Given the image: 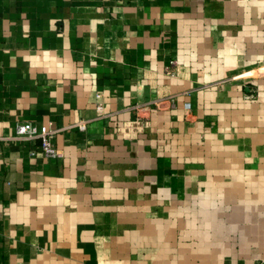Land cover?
I'll list each match as a JSON object with an SVG mask.
<instances>
[{
    "label": "crops",
    "instance_id": "obj_1",
    "mask_svg": "<svg viewBox=\"0 0 264 264\" xmlns=\"http://www.w3.org/2000/svg\"><path fill=\"white\" fill-rule=\"evenodd\" d=\"M257 65L264 0H0V264H126L110 248L147 230L139 263L264 264L252 222L204 223L201 254L171 255L192 201L264 213V73L225 79ZM27 121L61 159L14 139Z\"/></svg>",
    "mask_w": 264,
    "mask_h": 264
},
{
    "label": "rangeland",
    "instance_id": "obj_2",
    "mask_svg": "<svg viewBox=\"0 0 264 264\" xmlns=\"http://www.w3.org/2000/svg\"><path fill=\"white\" fill-rule=\"evenodd\" d=\"M251 69L252 68L242 69V70H239L237 72L230 74L229 76L225 77V79L227 80L226 84H230L232 81L233 82L238 81V82L244 83L246 81H249L251 78L262 75L264 73V66L263 65L254 66L252 72H251ZM204 80H205L204 82L196 83L194 88L197 90H209V89H211V87H216V86L218 87L220 85V84H218V82H219L218 80H214V79L209 80L206 75H204ZM219 88L220 87H218V89ZM169 108L175 109L176 104H174V103L171 104ZM185 108L190 109L188 104H185ZM255 160L258 163L264 162V159L261 157H258V158L256 157ZM255 170H257V169H255ZM153 176L154 175H152V177ZM152 177H151V173L143 175V178L145 179L146 182L147 181L149 182V179ZM227 205H229V201H227ZM190 208L195 209V210L190 212L191 215H187L184 217H175V219L178 222H182L183 224H185L188 227L187 232H185L184 235L180 237L185 241L187 246H185L183 248H172L171 249L172 250L171 255L172 254L173 255L181 254V252L183 254H187V255L201 254L202 249L197 247L196 245H194V243H196V241L201 238V234H202L201 229H203L201 226H203L204 223L208 224V223L216 221L217 223H223L222 225H229V224L244 225V224H248V223L252 222L251 224L264 226V213H261L262 209H259L258 214L248 216V217H245V216H234L233 217V216H229V215H221V216L214 217L212 215V216H208V218L206 219L203 216H196V214H195L197 211L196 210L197 209L196 200H195V202L192 201L190 203ZM163 218H165V217H163ZM150 219H153V217L150 215L141 217V221L146 224V228L150 227L149 226V220ZM140 234H141V238L138 237L139 232H134V231L127 232L126 235H130V236H129V238H126V241H127L126 247L125 248L124 247L117 248V246H116V247L110 248L111 249L110 254H112V256L114 255L115 257L118 255H119V257L125 256V258L127 260L126 264H147L146 262H143V261L141 263H139L138 258L149 257L151 249H150L149 243L145 242V241H149V237L151 235V232L149 230H147L146 232L140 233ZM159 234L163 235V233H159ZM237 234L238 235L236 236V238L240 239V235L242 233L237 232ZM164 235H166V233ZM220 235L223 238L222 239L223 243H227L228 240H230L229 239L230 237H228V235H229L228 232L220 233ZM142 237L146 238L145 240H143V243L141 241ZM213 237H214V234H211V239H213ZM175 238H179V236H177V237L175 236ZM175 242H176V240H175ZM241 245H242L241 242L238 243L239 252L241 250H245L244 248H240ZM226 248H228V247H226ZM132 260H136V262L133 263ZM130 261H131V263H130Z\"/></svg>",
    "mask_w": 264,
    "mask_h": 264
},
{
    "label": "built area",
    "instance_id": "obj_3",
    "mask_svg": "<svg viewBox=\"0 0 264 264\" xmlns=\"http://www.w3.org/2000/svg\"><path fill=\"white\" fill-rule=\"evenodd\" d=\"M78 127L84 129L83 125H79ZM57 133L58 130L51 128V125H38L31 121H27L19 123L16 126L14 139L24 142L36 141L39 145L40 153L45 159H61L62 154L54 144ZM1 140L0 138V141ZM30 154L33 155L34 152Z\"/></svg>",
    "mask_w": 264,
    "mask_h": 264
}]
</instances>
